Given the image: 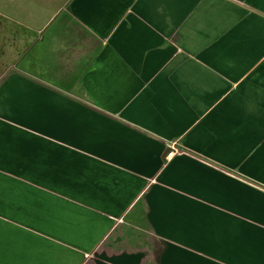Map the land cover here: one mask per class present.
Masks as SVG:
<instances>
[{"label":"crops","instance_id":"obj_1","mask_svg":"<svg viewBox=\"0 0 264 264\" xmlns=\"http://www.w3.org/2000/svg\"><path fill=\"white\" fill-rule=\"evenodd\" d=\"M29 1L0 264H264V0Z\"/></svg>","mask_w":264,"mask_h":264},{"label":"rangeland","instance_id":"obj_2","mask_svg":"<svg viewBox=\"0 0 264 264\" xmlns=\"http://www.w3.org/2000/svg\"><path fill=\"white\" fill-rule=\"evenodd\" d=\"M32 3L33 1L29 0H0V43H3V40L8 42L5 45V49H10V52L6 54L7 61H11L23 43L30 40L27 36L38 33V29L43 27L49 18L46 15H34L29 8ZM23 5H25V9L21 8ZM13 40L15 42L11 43ZM14 46L17 49H14Z\"/></svg>","mask_w":264,"mask_h":264},{"label":"flooded vegetation","instance_id":"obj_3","mask_svg":"<svg viewBox=\"0 0 264 264\" xmlns=\"http://www.w3.org/2000/svg\"><path fill=\"white\" fill-rule=\"evenodd\" d=\"M14 42L15 41L13 40V42H11V43H14ZM6 43H8V42L5 40H3V43H0V74L4 73L7 70L9 65L16 66L18 63V60H19V56H20V53L18 50L17 55L16 56L13 55L14 57L11 58V62L7 61L6 54H8L7 52H10V49L9 50H8V48L5 49ZM13 48L17 49L16 46H14Z\"/></svg>","mask_w":264,"mask_h":264},{"label":"built area","instance_id":"obj_4","mask_svg":"<svg viewBox=\"0 0 264 264\" xmlns=\"http://www.w3.org/2000/svg\"><path fill=\"white\" fill-rule=\"evenodd\" d=\"M174 152H175V148H172V149L168 152V156H171Z\"/></svg>","mask_w":264,"mask_h":264}]
</instances>
